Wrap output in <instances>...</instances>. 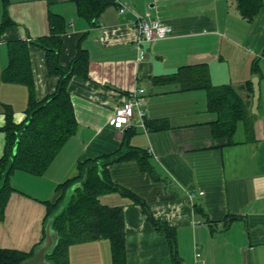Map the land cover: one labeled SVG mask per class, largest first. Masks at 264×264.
Instances as JSON below:
<instances>
[{
    "label": "crops",
    "instance_id": "obj_1",
    "mask_svg": "<svg viewBox=\"0 0 264 264\" xmlns=\"http://www.w3.org/2000/svg\"><path fill=\"white\" fill-rule=\"evenodd\" d=\"M75 2L7 0L3 6L0 0V24L4 9L13 21L0 35V158L6 106L14 123L21 124L29 102L25 86L1 78L8 64L7 44L48 36L53 13L62 15L68 26L60 65L70 66L79 45L89 53L87 76H73L69 82L77 130L43 176L12 175L14 191L0 219V248L32 251L45 237L44 202L59 199L58 187L78 176L81 162L127 153V139L129 146L149 153L153 172L130 159L109 165L108 177L140 198L154 220L174 229L181 264H264V0L253 20L243 18L238 0H116L119 7H108L95 26L77 15ZM122 6L124 14L119 13ZM137 16L172 29L166 38L143 44L142 61L135 47ZM29 56L39 102L56 90L59 77L49 75L40 47L30 45ZM195 66L207 68L212 85H231L241 95L250 114V134L239 122L230 143L213 138L210 124L217 115L208 110L205 90L183 91L178 83L154 82ZM139 89L144 90L139 96L145 122L166 120L169 128L150 132L145 123L129 131L110 124ZM133 122L137 124V116ZM99 200L123 209L125 264H174L166 234L142 205L118 192ZM231 217L236 218L225 221ZM68 264H113L110 241L71 245Z\"/></svg>",
    "mask_w": 264,
    "mask_h": 264
},
{
    "label": "trees",
    "instance_id": "obj_2",
    "mask_svg": "<svg viewBox=\"0 0 264 264\" xmlns=\"http://www.w3.org/2000/svg\"><path fill=\"white\" fill-rule=\"evenodd\" d=\"M6 2L7 0H3V6H6ZM262 5L263 0H238L240 13L247 20H253ZM110 6L119 7L116 0H76L75 2L77 15L93 26ZM48 19L51 27L48 36L31 41L16 40L7 44L8 64L1 78L3 82L25 86L29 91V102L26 109L27 118L21 124L14 123L11 107L6 106L5 108L6 123L2 130L5 133L6 143L4 154L0 158V219L4 217L5 209L14 191L11 185L12 175L16 171H22L34 176H43L77 130L78 124L69 92V82L73 76H87L89 53L79 45L77 55L70 66L62 67L59 63V54L62 48V35L68 30L67 21L62 15L53 13H49ZM12 24L13 21L4 9L0 35ZM30 45L38 46L45 52V63L49 75L59 77L56 90L39 102L34 95V78L29 56ZM154 82L178 83L183 91L205 90L208 110L217 115V119L210 124L213 138H224L230 143L239 122H244L247 135L250 134V114L245 101L231 85H212L205 66L180 68L172 75L154 78ZM145 123L150 132L169 128L166 120H152ZM132 130L135 129L131 128L129 131ZM125 143L128 147L127 153L116 156L105 155L81 162L78 166V176L58 187V190L62 191L59 199L54 204L50 201L44 202L46 206L45 225L49 216L63 201L67 189L76 181L81 180L85 174L87 175L82 189L76 191V196L73 197L67 209L54 221V228L61 239L48 259L55 264H68V248L71 245L99 239L110 241L113 264H125L123 209L103 205L99 200L101 195L113 192H118L142 205L143 211L157 229L166 234L173 263L181 264L180 257L175 250L174 229L154 220L140 198L129 190L113 184L108 177L109 165L130 159H136L142 170L153 172L149 162V153L129 146L127 139ZM235 218H227L225 221H232ZM34 249L30 252H23L0 248V264H21L33 256Z\"/></svg>",
    "mask_w": 264,
    "mask_h": 264
},
{
    "label": "built area",
    "instance_id": "obj_3",
    "mask_svg": "<svg viewBox=\"0 0 264 264\" xmlns=\"http://www.w3.org/2000/svg\"><path fill=\"white\" fill-rule=\"evenodd\" d=\"M126 7L122 6L119 9L120 14H124ZM136 27L139 33L138 39L135 43V47L138 51V60L142 61L145 59V49L143 48L144 43L154 42L161 40L169 36L172 29L160 22L159 20H150L146 16H137ZM144 90L139 89L133 91L129 99L124 103V105L117 110L114 117L111 119L110 124L116 129L131 128L135 125L145 124V113L141 108L142 99L139 95L143 94ZM138 117V122L135 124L133 119ZM203 194V193H200ZM200 253H196L195 257L198 259ZM195 264H199L196 262Z\"/></svg>",
    "mask_w": 264,
    "mask_h": 264
},
{
    "label": "water",
    "instance_id": "obj_4",
    "mask_svg": "<svg viewBox=\"0 0 264 264\" xmlns=\"http://www.w3.org/2000/svg\"><path fill=\"white\" fill-rule=\"evenodd\" d=\"M253 88V109L254 111H257L258 99L260 94L257 78L253 80ZM86 178L87 175L85 174L81 180L76 181L67 189L63 201L58 206V208L49 216L44 225V239L39 245L35 247L33 256L25 260L21 264H55L52 260L48 259V257L53 254L55 248L57 247L61 239L58 231L54 228V221L60 214H62L67 209L73 197L76 196V191L78 189H82Z\"/></svg>",
    "mask_w": 264,
    "mask_h": 264
},
{
    "label": "rangeland",
    "instance_id": "obj_5",
    "mask_svg": "<svg viewBox=\"0 0 264 264\" xmlns=\"http://www.w3.org/2000/svg\"><path fill=\"white\" fill-rule=\"evenodd\" d=\"M240 126H242V123L241 124H239Z\"/></svg>",
    "mask_w": 264,
    "mask_h": 264
}]
</instances>
